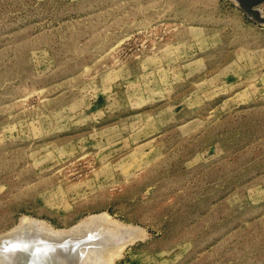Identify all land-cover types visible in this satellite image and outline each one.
Wrapping results in <instances>:
<instances>
[{
    "label": "rangeland",
    "instance_id": "374dc122",
    "mask_svg": "<svg viewBox=\"0 0 264 264\" xmlns=\"http://www.w3.org/2000/svg\"><path fill=\"white\" fill-rule=\"evenodd\" d=\"M240 4L0 0V236L75 233L0 264H264V19Z\"/></svg>",
    "mask_w": 264,
    "mask_h": 264
},
{
    "label": "bare ground",
    "instance_id": "6f19581e",
    "mask_svg": "<svg viewBox=\"0 0 264 264\" xmlns=\"http://www.w3.org/2000/svg\"><path fill=\"white\" fill-rule=\"evenodd\" d=\"M262 2V1H261ZM260 3V2H259ZM259 3H257V4H259ZM253 8L254 9H257L256 8V4L255 5H253ZM98 218H96V219H93L92 221H98L97 220ZM94 223H96V222H94ZM98 223V222H97ZM85 225L87 224V223H84ZM84 224H81V225H84ZM84 225V226H85ZM89 225V224H88ZM87 225V226H88ZM93 225V224H92ZM83 226V227H84ZM86 226V227H87ZM78 227V230H79V225L77 226ZM77 227H76V229H77ZM85 227V228H86ZM89 227V226H88ZM84 228V229H85ZM43 229V228H42ZM46 229V228H45ZM45 229H43V230H41V229H37V230H35V229H33V227L32 226H30V224L29 225H27V224H25V225H22V226H20L18 229H16L15 231H13L12 233H8L7 235L5 234V235H2V236H0V245L1 244H3L4 242H8V241H14L15 243H16V246H17V248H15V250L14 251H16V252H18L19 254L17 255V256H19V255H22L23 256V258L25 259V258H31L33 255H34V253L35 252H37V251H43L42 249L44 248V250H45V252H46V250H48V251H52V250H54V249H56L57 251H58V249H59V247H57V244H59L60 242H63V241H66V239H69L70 240V237L71 236H75V233L73 232V233H71V231H69L72 235L70 236V234H68L69 232L67 231V233H66V231H65V233L66 234H64V233H62L63 231H60V232H55V231H53V229L52 230H50L49 229V231L47 232V229L45 230ZM81 230H84L83 228H82V226H81V228H80ZM88 229V231L87 232H89V230H90V228H87ZM92 229V228H91ZM99 228H97V230H98ZM45 230V231H44ZM77 230V231H78ZM51 231H53V232H51ZM58 231V230H57ZM74 231H76L75 230V228H74ZM85 231V230H84ZM92 230H90V232H91ZM94 231H96V230H93L92 232H94ZM79 232V231H78ZM86 231H85V233L83 232V234H86L87 233ZM82 233V232H81ZM99 233V232H98ZM68 234V235H67ZM77 234V233H76ZM80 235V234H79ZM79 235H77V236H79ZM98 235V234H97ZM103 235V234H102ZM103 237V236H102ZM73 238V237H72ZM94 238V237H93ZM36 239H38V240H36ZM74 239V238H73ZM36 240V241H35ZM98 240V239H97ZM38 241V242H37ZM49 241L53 244V246L49 243ZM3 242V243H2ZM97 242V241H96ZM95 242V243H96ZM104 242V241H103ZM9 243V242H8ZM65 243V242H64ZM63 243V244H64ZM67 243V242H66ZM92 243V242H91ZM93 244V243H92ZM4 245H5V243H4ZM11 245H12V243H11ZM15 245V244H14ZM80 245V244H79ZM89 245V244H88ZM95 245V244H94ZM78 246V245H77ZM3 247V246H2ZM6 247H8V246H6ZM57 247V248H56ZM67 247V246H66ZM87 247V246H86ZM92 247V246H91ZM11 248H12V246H11ZM61 248V250L64 248H62V247H60ZM74 248V247H73ZM76 248V247H75ZM6 249V248H5ZM81 249V248H80ZM84 249H85V247H84ZM96 249V248H95ZM86 250V249H85ZM94 250V249H93ZM93 250H91V251H93ZM89 251H90V249H89ZM95 252L94 253H96L97 251L96 250H94ZM101 251V250H100ZM56 252V251H55ZM68 252V251H67ZM73 252H74V250H73ZM77 252V251H76ZM12 253V252H11ZM14 253V252H13ZM40 253V252H39ZM81 253H82V251H81ZM84 253V252H83ZM87 253H89L88 252V250H87ZM90 253H92V252H90ZM89 253V255L91 256V254ZM93 253V254H94ZM2 254V253H1ZM4 254V253H3ZM67 254V253H66ZM68 254H70V252L68 253ZM72 254V253H71ZM73 254H75V253H73ZM8 255V254H7ZM10 255V254H9ZM12 255V254H11ZM10 255V256H11ZM14 256H13V258H15V254H13ZM43 255V254H42ZM48 255H49V253H48ZM78 255H80L79 253L76 255V256H78ZM85 256H86V254H84ZM88 255V256H89ZM95 255V254H94ZM81 256V255H80ZM80 256H78V257H80ZM88 256L86 257V258H88ZM9 257V256H8ZM42 257V256H41ZM54 257H56V256H54ZM64 257V256H63ZM98 257V256H97ZM12 258V261L14 260ZM82 258H83V256H82ZM59 259H60V257H59ZM80 259V258H79ZM89 259L90 258H88L87 260L89 261ZM92 259V258H91ZM55 260H57V258L55 259ZM78 260V259H77ZM84 260V259H83ZM29 261V260H28ZM52 261H54V260H52ZM61 262V261H60ZM65 262H67V261H65ZM69 263H70V261H68ZM85 263H86V261H84ZM10 263V262H9ZM16 263V262H15ZM59 263V262H58ZM64 263V262H63ZM17 264V263H16ZM43 264V263H42ZM60 264V263H59Z\"/></svg>",
    "mask_w": 264,
    "mask_h": 264
},
{
    "label": "water",
    "instance_id": "95a60500",
    "mask_svg": "<svg viewBox=\"0 0 264 264\" xmlns=\"http://www.w3.org/2000/svg\"><path fill=\"white\" fill-rule=\"evenodd\" d=\"M263 0H241V6L246 10L247 13L251 14L258 21L263 20L262 16H260L256 10H254L253 5L261 2Z\"/></svg>",
    "mask_w": 264,
    "mask_h": 264
}]
</instances>
